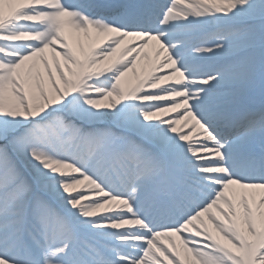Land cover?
I'll use <instances>...</instances> for the list:
<instances>
[{
  "label": "snow or ice",
  "instance_id": "obj_1",
  "mask_svg": "<svg viewBox=\"0 0 264 264\" xmlns=\"http://www.w3.org/2000/svg\"><path fill=\"white\" fill-rule=\"evenodd\" d=\"M0 264H264V0H0Z\"/></svg>",
  "mask_w": 264,
  "mask_h": 264
}]
</instances>
